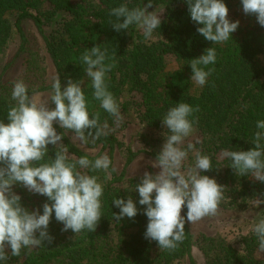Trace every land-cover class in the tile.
Here are the masks:
<instances>
[{"label": "trees", "instance_id": "1", "mask_svg": "<svg viewBox=\"0 0 264 264\" xmlns=\"http://www.w3.org/2000/svg\"><path fill=\"white\" fill-rule=\"evenodd\" d=\"M229 9L230 21L239 20L238 29L228 41L213 44L197 32L198 25L191 20L186 0H153L148 11L162 12L161 26L154 31L150 40H145L142 29L132 25L128 30L117 32L111 25L115 17L109 16L110 9L127 3L129 8L143 7L148 0H0V50L17 42L15 55L3 66L0 75V119L6 121L13 83L23 79L29 94L52 91L46 84V68L43 64L41 47L37 37L28 32L26 24L31 22L42 38L53 65L60 74L62 87L68 78L83 81V90L89 102L90 112H99L101 123L107 120L109 128L116 122L93 99L90 78L84 72L80 57L86 49L95 45L108 48L109 54L116 53V66L107 76L109 90L120 104L121 114H128L140 96V119L144 124L141 137L148 148L127 149L124 168L120 174L109 169L91 172L97 175L105 186L102 197L103 217L95 232L82 231L74 234L71 230L61 231L63 224L55 220L54 214L49 225V234L54 237L51 245L22 252L21 257H12L7 264H174L188 258L196 264L192 248L193 235L188 222L185 224V239L174 251L159 249L157 242L145 238L148 218L143 214L146 206L139 205L138 192L133 191L141 177L131 178L125 188L129 166L142 154L156 159L161 143L167 135L161 119L169 108L179 102H187L193 107L199 105L198 124L194 128L202 134V141L196 144L202 154L211 157L213 169L203 172L215 178L226 187L225 197L233 203L249 204L264 193V182L254 177H239L229 167L231 161L219 159L224 149L249 150L256 130L257 120L264 119V27L254 15L243 12L241 0H224ZM122 22V21H121ZM214 47L217 60L208 82L198 86L191 80V59L203 55L205 49ZM173 56L176 66L169 68L167 57ZM22 58L24 71L14 81H4L5 72ZM54 107V105H53ZM57 132L63 131L54 125ZM67 134L62 143L67 145L69 154L75 158L93 155L82 149ZM90 146H100L108 150L110 158L121 142L113 131L101 136ZM49 156L55 151L49 145ZM113 167V166H112ZM88 171V170H85ZM153 173V172H151ZM154 174V173H153ZM14 191L22 197V203L29 210L40 208L47 202L42 195L32 194L16 185ZM132 196L141 210L134 218L125 217L120 223L113 219L119 209L112 204L114 198ZM186 207L182 215L186 216ZM214 248L215 262L220 264H264V258L257 256L258 240L254 233L244 238L243 252L234 246L219 241ZM211 251H208L210 253ZM3 264V262H0Z\"/></svg>", "mask_w": 264, "mask_h": 264}, {"label": "clouds", "instance_id": "2", "mask_svg": "<svg viewBox=\"0 0 264 264\" xmlns=\"http://www.w3.org/2000/svg\"><path fill=\"white\" fill-rule=\"evenodd\" d=\"M191 20L198 25L197 32L213 44L229 40L240 24L230 21L229 9L224 0H186ZM243 12L254 15L264 27V0H241ZM153 0L143 7L129 8L127 3L110 9L109 16L115 17L110 25L117 31L128 30L137 25L145 40L153 37L161 26L160 14L148 11ZM122 21V22H121ZM217 52L214 47L205 49L203 55L191 59V80L204 86L214 68ZM84 72L91 81L93 99L114 118L123 122L120 104L109 90L108 73L116 66V53L109 54L108 48L95 45L86 49L80 57ZM52 92L48 97L38 93L29 94L23 79L13 83L6 121L0 119V262L7 264L12 257H21L22 252L51 245L54 237L49 234L53 214L63 224L61 231L71 230L79 234L84 230L95 232L101 218L102 197L105 186L97 175L103 171L110 175L116 171L107 153L94 160L88 156L75 158L69 154L67 145L61 141L71 132L82 143H95L107 135V120L101 123L99 112L89 111V102L83 90V81L68 78L62 87L59 72L52 77ZM54 105V107H53ZM199 105L193 107L179 102L169 108L161 119L167 128L165 143L157 154L153 167L158 173L145 171L133 191L138 192L139 205L146 206L143 214L148 218L145 238L155 241L159 249L174 251L183 243L185 224H195L206 217L218 214L225 199L226 187L215 178L203 175L213 169L211 157L202 154L195 144L184 142L198 124ZM58 125L62 132L58 133ZM251 139L254 145L245 150H222L221 157L231 161V167L239 177L251 176L264 182V119L257 120ZM199 142V141H197ZM49 145L55 151L49 156ZM194 153V164L184 169L189 153ZM88 170V171H85ZM19 185L32 194L45 196L47 202L40 208L29 210L22 197L14 191ZM253 203L264 204V193ZM112 204L120 211L113 213L115 222L125 217L134 218L141 210L131 195L126 199L114 198ZM186 207V216L182 210ZM259 250L264 251V218L252 226Z\"/></svg>", "mask_w": 264, "mask_h": 264}, {"label": "rangeland", "instance_id": "3", "mask_svg": "<svg viewBox=\"0 0 264 264\" xmlns=\"http://www.w3.org/2000/svg\"><path fill=\"white\" fill-rule=\"evenodd\" d=\"M160 14V18H162V12H158ZM26 28L28 32L34 34L40 44L41 47V55L43 58V64L46 68V84H52V77L56 75L57 71L53 65V62L47 53L45 48V44L38 34L37 30L33 26L31 22L26 24ZM18 48L17 42L12 43L10 47L7 49L0 50V75L2 74L3 66L8 63V61L15 55V52ZM167 62L169 68H174L176 66V60L173 56L167 57ZM24 61L20 58L14 66L5 72L3 80L4 81H14L22 76L24 71ZM50 90L39 92L40 97H48L51 95ZM136 103L134 108L130 109L128 114L131 115H123V122L120 124L115 123L109 129L115 133L121 142V146L117 147L114 152L113 159V167H115L116 172L118 174L124 168L126 152L127 149L131 148L136 151L142 148H148L147 143H145L141 137V132L144 129V124L141 122L139 113L141 107L139 106L141 103L140 96H137ZM73 140L86 152L91 153L93 155L100 154L103 155L107 153L109 155L108 150L101 151L100 146H90L88 144H84L80 142L74 134L70 133ZM199 141V142H197ZM202 141V134L198 129L194 128L193 133L186 138L184 142V147H186L187 143L191 142L193 144L200 143ZM165 143V140L161 143V146ZM162 149V148H161ZM197 149V147H196ZM110 157V155H109ZM219 159H223L221 157V153L219 154ZM156 159L142 154L140 155L127 169L126 180L125 182L119 184L120 187L125 188L129 185V181L131 178L141 177L145 171L158 173L160 169L158 167H153L152 164ZM195 156L194 153H189V158L185 161L184 169L194 164ZM36 209V208H35ZM260 218H264V204H261L257 207L253 201L249 204L246 202H237L233 203L231 198L225 197L224 201L221 203L219 212L214 217H206L201 221L195 224H189L192 235H193V248L192 254L196 264H220L219 262H215L213 255L217 253L214 249L217 247L219 241H225L232 246H234L240 253L243 252L244 247V238L246 236L251 235L252 226L255 222H257ZM208 251H211L208 253ZM27 252V250H25ZM257 256L259 258H264V251H257ZM25 257H22L17 264H22ZM174 264H190L188 258L178 259L174 262Z\"/></svg>", "mask_w": 264, "mask_h": 264}]
</instances>
